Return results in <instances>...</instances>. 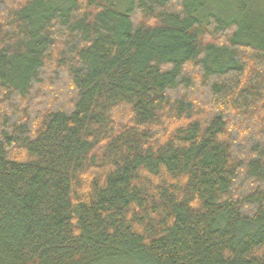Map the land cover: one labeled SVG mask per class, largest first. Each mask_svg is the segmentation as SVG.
Instances as JSON below:
<instances>
[{
	"label": "trees",
	"instance_id": "obj_1",
	"mask_svg": "<svg viewBox=\"0 0 264 264\" xmlns=\"http://www.w3.org/2000/svg\"><path fill=\"white\" fill-rule=\"evenodd\" d=\"M222 6L0 0V264H264V0Z\"/></svg>",
	"mask_w": 264,
	"mask_h": 264
},
{
	"label": "rangeland",
	"instance_id": "obj_2",
	"mask_svg": "<svg viewBox=\"0 0 264 264\" xmlns=\"http://www.w3.org/2000/svg\"><path fill=\"white\" fill-rule=\"evenodd\" d=\"M234 0H209V4L211 6L216 5V7L218 8L223 7L222 5H229V3H232ZM87 264H126L123 261H114V260H108V259H102V260H96Z\"/></svg>",
	"mask_w": 264,
	"mask_h": 264
}]
</instances>
